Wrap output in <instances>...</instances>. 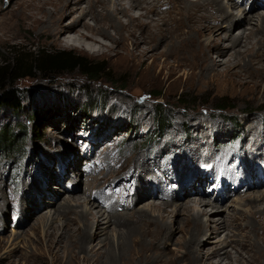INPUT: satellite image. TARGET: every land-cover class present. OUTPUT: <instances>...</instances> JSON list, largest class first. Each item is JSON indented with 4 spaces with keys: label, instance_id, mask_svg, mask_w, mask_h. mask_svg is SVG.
Wrapping results in <instances>:
<instances>
[{
    "label": "rangeland",
    "instance_id": "rangeland-1",
    "mask_svg": "<svg viewBox=\"0 0 264 264\" xmlns=\"http://www.w3.org/2000/svg\"><path fill=\"white\" fill-rule=\"evenodd\" d=\"M221 1H227L226 4L232 2L234 15L244 9L243 3L237 6L230 0ZM13 2L0 0V11H9ZM80 7L85 6L82 3ZM141 12L135 10L133 14L138 17ZM255 12L253 8L248 14L250 18ZM261 12L264 14V9ZM65 13L70 15L67 9ZM13 14L15 16L16 11ZM73 18L70 15L63 21L69 22ZM153 18L156 19L155 16ZM87 22L93 25L91 20L87 19ZM251 22L247 20L246 24L232 29V37L255 30V24L250 26ZM111 34H114L112 30ZM7 35L13 37L0 40V64L10 60L12 46L27 49L43 47L49 51H73L95 61L104 60L111 73L99 82H90L75 71L44 79L39 76L24 78L14 83V88L21 93L22 108L16 113L0 109V128L13 129L21 149L16 151L14 148L9 152L0 146V200L2 202L3 197L10 199V206L0 211V264H51L42 231L51 222L54 226L61 225V219L54 215L55 208L62 205L68 196L75 195L80 196L79 207L75 208L79 212L94 210L100 220L116 210L119 214L145 210L148 215L157 216L159 211L150 209L148 205L163 208L168 200L176 205L191 202L195 196L198 197L194 201L204 198L209 206H194V211L200 213L206 209L200 218L208 227V232L199 237L198 251L202 257L225 243L227 233L234 235L231 240L250 238L251 243L255 236H263L259 226L255 235L249 229L250 224L256 225L251 213L264 211L263 60L259 65H250L247 57L242 58L241 63L230 67V73L226 74L225 66L233 59L228 55H213L219 64L217 74L201 76L200 71L191 75L188 69L176 68L173 63L163 65L162 60L154 66L150 59L120 58L121 55L115 56L109 51L116 46L108 39L99 38L109 50L98 54L94 52L96 49L89 52L66 47L60 42L53 44L39 26L20 27L14 23ZM210 39V35L205 36V42ZM163 45L157 49L158 52L167 50ZM258 49L255 45L254 53ZM117 81H121L123 86L120 87ZM156 93H160V98L156 99ZM222 100L234 108L220 112L217 106ZM159 103L164 109V118L169 122L162 135L158 133L155 109L160 108L157 106ZM22 125L25 126V135L18 130V126ZM154 135L161 136L155 139ZM211 143L218 144L219 151H215L212 160H200V154L211 151ZM132 153L149 160L145 165L153 166L145 171L138 170V177L147 180L145 186L139 179L131 177L134 176V169L131 171L127 165L124 166ZM56 165L59 175L55 173ZM164 170L168 172L163 177ZM191 174L196 176L191 177ZM207 175L212 177L207 179ZM214 176L218 181L226 179L231 185L230 189L224 184L219 185L217 196L221 197H214L211 191ZM191 178L194 183L188 187L186 184ZM252 182L257 185H251ZM88 185H91V191H87ZM75 187L77 189L73 192ZM147 187L148 192L152 191V198L142 199L130 206L129 198L134 199L136 193L138 198L146 196ZM185 187L189 188V193L183 197ZM50 192L60 195L55 201L56 207L51 206ZM89 193L93 194L99 207H96L98 204H88ZM31 194L29 201H25L26 196ZM176 194L181 200H172ZM148 195L151 196V193ZM189 197L192 199L189 200ZM43 202L48 208L40 213L43 212L41 214L46 218L40 224L34 220L25 221L20 204L29 211L33 205L41 207ZM173 209L172 205L166 207L164 222L172 220ZM216 220L226 222L228 230L210 241L209 230L213 229ZM132 224L136 226L135 221ZM173 226L168 233V241L160 245L161 250L154 252L151 259L189 264V261L180 258L184 253L180 245L188 237L182 234L177 224ZM105 230L104 233L115 235L112 227ZM96 239V234L88 235L90 245H96ZM259 245V251L264 256V247ZM101 247L99 244L97 249ZM60 250L64 252L63 246ZM232 254L235 255L234 251ZM65 262L69 263L66 255L62 258V263Z\"/></svg>",
    "mask_w": 264,
    "mask_h": 264
},
{
    "label": "bare ground",
    "instance_id": "bare-ground-1",
    "mask_svg": "<svg viewBox=\"0 0 264 264\" xmlns=\"http://www.w3.org/2000/svg\"><path fill=\"white\" fill-rule=\"evenodd\" d=\"M13 1V7L9 11H6L7 9L0 11V40L13 37H9L7 34L12 30L14 23L20 27L26 25L39 26L43 34L53 44L60 42L66 47H77L89 52L92 51L91 49H96L94 52L99 54L107 49L99 38L108 39L116 48L112 47L113 49L107 50L114 53L115 56L121 55L120 58L150 59L151 64L154 66L162 60L163 65L169 66L173 63L176 68L188 69L191 75L195 71H200L201 76L217 74L219 64L213 55L217 57L228 55L233 59L228 61L229 64L225 66L226 74L230 73V67L240 64L242 58L247 57V63H250V65H259L262 60L264 61V14L261 12L263 11L262 6L260 7L256 3L252 8H247L244 11L240 9L234 15L232 10L235 9V6L232 2L226 4L227 1L223 3L221 0ZM82 3L85 6L84 8L80 7ZM253 8H255L256 14L253 13V18H250L248 14H251ZM66 9L70 15L74 16L69 22L63 21L65 17L70 16L66 15ZM135 10L142 11L138 17L133 14ZM15 11L14 16L13 12ZM87 19L91 20L93 25H90ZM123 19L126 21H123ZM247 20H252L250 26L255 24L256 29L232 37L231 30L246 24ZM111 30L114 34H111ZM208 35L211 39L209 42H205V36ZM162 44L167 50L158 52L157 49ZM255 45H258L259 49L254 53L253 47ZM135 156L136 154L132 153L125 160L124 166L127 165L130 170L134 169V176L131 177L139 179L141 183L143 182L142 186H145L147 180L144 181L142 178L140 179L141 176L138 177V170L141 168L142 171H145V169L153 166L152 164L151 166L145 165V163H149V160ZM166 170L163 171V177L168 172ZM190 176L195 177L196 175L191 174ZM251 185L257 184L252 182ZM90 187L91 185L86 187L87 191ZM188 187H185L183 197L188 195ZM76 189L77 187L73 192ZM87 191L84 192L85 195ZM67 192L69 191L67 190ZM150 193L151 196L148 195ZM136 194V197L133 196L134 199L129 198L130 206L137 204L142 199L152 198V191L148 192V187L146 196L142 197L140 195L138 198ZM30 196L32 194L27 195L25 201L28 202ZM59 196V194L50 192L51 206H55V201ZM197 197H193L191 202L176 205L172 202L169 203L168 200L163 204V208L154 204L148 205L150 209L159 211L157 216L148 215L145 210L129 214H119L116 210L108 214L104 220H100L96 218L97 212H94V210L89 209L85 212H79L75 208L76 206L79 207L80 196H68L63 200L62 205L55 206L57 210L54 215L61 219V225L54 226L51 222L42 231L47 252L51 257V264H66V262L62 263L64 255L67 257L68 264H136L137 262L139 264H155V262L171 264L170 262L155 261L151 257L153 254L155 255L154 252L161 250L159 248L163 242L168 241V233L172 231L173 224H177L182 234L188 237V240L180 245V248L184 250L180 258L183 261H189V264H264V256L259 251V247H261L259 243L264 247L263 210L251 213L256 225H249L250 233L253 235H255L257 226H259L260 230L263 231L262 237L255 236V240L251 243L250 238H244L240 241L231 240V238L234 239V235L227 233L225 243L214 247L202 257V253L200 254V251H198L200 247L199 237L208 232V227L203 224L200 218L206 209L200 213L194 211V206L206 207L209 206V202H205L204 198H201L202 196L200 197L202 200L194 201ZM88 198L90 199L89 205L96 206L98 204L96 207L100 206L98 202H94L93 194L89 193ZM177 199L181 200L179 195L176 194V198L174 197L172 200ZM190 199L192 197H189ZM255 200L257 201V198ZM9 203L10 199L3 197L2 202L0 200V211L3 212ZM171 205L174 206L171 212L174 216L167 223L163 221L164 215L166 207ZM20 207L22 214H25V217L23 216L25 221L34 220L37 224H40L46 218V216H42L41 213L43 212L40 213L44 208H48L45 202L41 207L33 205L31 210H27L28 212L26 208L24 210L22 203ZM216 212L214 211V213ZM133 221L136 222V226L132 224ZM214 224L213 229L209 230V240H216L219 234L228 230V225L224 221L216 220ZM106 227H112V232L115 235L104 233ZM91 233L97 235V244L94 246L90 245L88 241V235ZM99 244L102 247L97 249ZM61 246L64 248L63 253H61L62 249L60 250ZM232 251H234V256H232Z\"/></svg>",
    "mask_w": 264,
    "mask_h": 264
},
{
    "label": "trees",
    "instance_id": "trees-1",
    "mask_svg": "<svg viewBox=\"0 0 264 264\" xmlns=\"http://www.w3.org/2000/svg\"><path fill=\"white\" fill-rule=\"evenodd\" d=\"M10 60L0 64V109H7L13 113L19 112L22 108L21 93L14 88L17 80L24 78H47L62 73H73L78 71L90 82H99L103 77L111 73L110 68L104 60L95 61L77 54L73 51H49L43 47L20 48L12 46L9 50ZM120 87L123 86L121 81H117ZM156 99L160 98V93L154 94ZM180 101V97L179 100ZM217 106L220 112L232 110L234 106L224 104ZM185 103V101H184ZM156 108L157 122L159 124L158 133L162 135L168 127L169 122L163 116L164 109L159 103ZM263 110V109H262ZM18 130L25 132V126H18ZM159 135L158 137L160 138ZM157 139V135H154ZM18 136L13 129L0 128V146L11 152L14 148L20 151V145H17Z\"/></svg>",
    "mask_w": 264,
    "mask_h": 264
}]
</instances>
